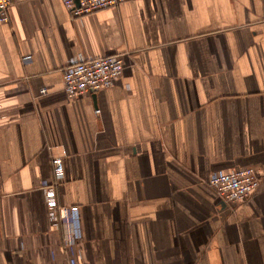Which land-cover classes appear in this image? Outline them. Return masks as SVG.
Instances as JSON below:
<instances>
[{
  "label": "crops",
  "instance_id": "1",
  "mask_svg": "<svg viewBox=\"0 0 264 264\" xmlns=\"http://www.w3.org/2000/svg\"><path fill=\"white\" fill-rule=\"evenodd\" d=\"M11 1L0 264H264V0H126L83 17L62 0ZM114 53L125 64L114 85L66 94L72 59ZM56 156L58 201L80 208L81 255L49 216ZM245 167L261 181L240 203L207 183Z\"/></svg>",
  "mask_w": 264,
  "mask_h": 264
},
{
  "label": "built area",
  "instance_id": "2",
  "mask_svg": "<svg viewBox=\"0 0 264 264\" xmlns=\"http://www.w3.org/2000/svg\"><path fill=\"white\" fill-rule=\"evenodd\" d=\"M126 0H62L72 17H83L108 7L120 5ZM11 0H0V21L9 20ZM31 55L24 57L30 60ZM125 64L122 53L107 54L86 58L79 56L72 59L63 70V87L69 97L81 94H94L115 84L123 73ZM45 92V89L42 90ZM53 179L44 183L50 219L63 223L67 227L66 245L74 247L81 255L83 230L80 208L77 205H62L58 201L56 186L63 180L64 162L61 156L53 157ZM260 176L252 167L240 168L231 172L214 171L207 183L227 204L233 205L246 200L260 185ZM74 264H91L77 262Z\"/></svg>",
  "mask_w": 264,
  "mask_h": 264
}]
</instances>
